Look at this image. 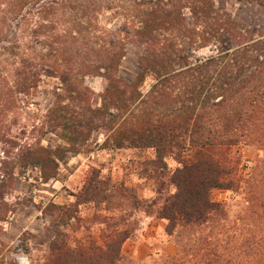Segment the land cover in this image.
I'll use <instances>...</instances> for the list:
<instances>
[{
  "label": "trees",
  "instance_id": "trees-1",
  "mask_svg": "<svg viewBox=\"0 0 264 264\" xmlns=\"http://www.w3.org/2000/svg\"><path fill=\"white\" fill-rule=\"evenodd\" d=\"M130 43L145 48L133 81L120 76ZM86 77L104 82L99 104ZM44 79L55 83L42 120L18 126ZM95 134L100 150L153 151L139 170L155 195L93 169L73 202L38 206L55 231L45 264H137L123 245L138 211L165 221L177 246L151 264H264V156L240 150L264 151V36H247L220 0H0V199L32 166L40 183L55 179Z\"/></svg>",
  "mask_w": 264,
  "mask_h": 264
},
{
  "label": "rangeland",
  "instance_id": "rangeland-1",
  "mask_svg": "<svg viewBox=\"0 0 264 264\" xmlns=\"http://www.w3.org/2000/svg\"><path fill=\"white\" fill-rule=\"evenodd\" d=\"M221 7H225L232 15L238 28L247 36H264V5L246 2H225L220 0ZM117 24L118 21H115ZM213 53L211 48H204L196 53L199 58ZM145 54L144 45L130 43L126 48V55L121 62L120 76L133 81L139 71L140 58ZM54 80V79H53ZM44 79L35 97L39 105L35 109L22 107L18 111L19 125L31 124L32 119L38 123L41 115L50 101V92L54 81ZM85 86L94 93L91 103L100 102V94L104 90V82L100 77H86ZM15 128L14 130H16ZM39 135V134H38ZM102 134L93 135L92 139L83 147L76 148L74 153L68 154L65 162L61 163L55 179L42 184L38 177V168L32 166L26 172L15 175L14 184L7 186L5 200L0 199V264H45L47 247L55 237L53 222L45 217L39 205L48 201L56 204H67L74 201L71 193L78 192L88 180L93 169H99L101 177L109 176L114 183L124 182L132 187L141 198L154 197L151 181L140 176L139 163L150 157L152 150L138 151L134 149L111 151L100 150ZM57 138L54 135L43 138L45 145H54ZM97 143V144H96ZM244 159H254L264 156V151L247 146L240 148ZM172 165V162H170ZM244 169V167L242 166ZM229 192L214 191V198L229 201ZM4 201H7L5 203ZM102 203L100 208H104ZM92 212H89L92 214ZM95 212V211H94ZM99 214H104L97 212ZM132 225L131 237L123 245V253L134 263L151 264L158 261L162 255L175 254L177 246L165 232L166 222L154 215H147L138 211L129 218ZM73 228L78 222L72 220ZM95 228V219L81 220L77 230H69L67 234L81 237L88 228ZM61 228V227H60ZM63 228V227H62ZM61 228V229H62ZM28 250L22 247V243ZM24 259L25 262H21Z\"/></svg>",
  "mask_w": 264,
  "mask_h": 264
}]
</instances>
